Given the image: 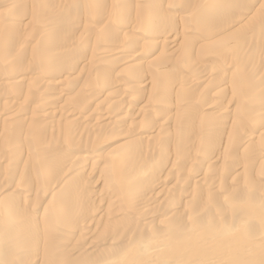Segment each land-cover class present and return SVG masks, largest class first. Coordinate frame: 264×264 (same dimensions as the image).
Returning <instances> with one entry per match:
<instances>
[{
	"label": "rangeland",
	"instance_id": "374dc122",
	"mask_svg": "<svg viewBox=\"0 0 264 264\" xmlns=\"http://www.w3.org/2000/svg\"><path fill=\"white\" fill-rule=\"evenodd\" d=\"M0 198V264H264V0H0Z\"/></svg>",
	"mask_w": 264,
	"mask_h": 264
},
{
	"label": "clouds",
	"instance_id": "9594fccd",
	"mask_svg": "<svg viewBox=\"0 0 264 264\" xmlns=\"http://www.w3.org/2000/svg\"><path fill=\"white\" fill-rule=\"evenodd\" d=\"M245 223L246 222L244 220L239 222L227 221L219 224L215 222H209L207 225V232L213 239L228 240L240 233L243 230ZM159 250L160 249L157 246V241L154 239L141 241L137 245L138 254L145 259H150ZM128 255V252L113 253L105 259L104 264H127Z\"/></svg>",
	"mask_w": 264,
	"mask_h": 264
},
{
	"label": "bare ground",
	"instance_id": "6f19581e",
	"mask_svg": "<svg viewBox=\"0 0 264 264\" xmlns=\"http://www.w3.org/2000/svg\"><path fill=\"white\" fill-rule=\"evenodd\" d=\"M218 3V2H217ZM214 4V3H213ZM216 4V3H215ZM223 5V4H222ZM14 6V5H13ZM226 6V5H225ZM218 7V6H217ZM229 7V6H228ZM224 8V7H223ZM222 9V8H221ZM230 9V8H229ZM110 12H112V11H110ZM239 18V17H238ZM243 18V17H242ZM146 21V20H145ZM142 22V21H141ZM57 23V22H56ZM151 27H152V25H151ZM43 30V29H42ZM154 30V29H153ZM35 31V30H34ZM41 31V30H40ZM46 31V30H45ZM37 31H35V33H36ZM222 34V33H221ZM145 41V40H144ZM139 42V41H138ZM143 43V42H142ZM140 44V43H139ZM144 45H146L147 46V44H144ZM48 54V53H47ZM43 56V55H42ZM50 58V57H49ZM53 61V60H52ZM61 63V62H60ZM100 65V64H99ZM12 78V77H11ZM73 116V115H72ZM249 125V124H248ZM255 125V124H254ZM231 142V141H230ZM236 143V142H235ZM234 143V144H235ZM228 144V143H227ZM232 144V143H231ZM230 149V148H229ZM229 151V150H228ZM144 153V152H143ZM146 154V153H145ZM69 155V153L67 154V156ZM260 155H262V154H260ZM66 156V155H65ZM121 158V157H120ZM136 159V158H135ZM65 160H68V159H65ZM124 163V162H123ZM48 168V167H47ZM135 170V169H134ZM48 172V171H47ZM67 174V173H66ZM139 176V175H138ZM139 178V177H138ZM124 190V189H123ZM131 190V189H130ZM120 192V191H119ZM125 197V196H124ZM0 199H2V198H0ZM17 205V204H16ZM260 206V205H259ZM2 209V211H3V208H1ZM5 209V208H4ZM11 210V209H10ZM120 211V210H119ZM124 215V214H123ZM263 218V217H262ZM254 220V219H253ZM250 221V220H249ZM136 223V222H135ZM172 224V223H171ZM134 225V224H133ZM250 225V224H249ZM117 228V227H116ZM246 228V227H245ZM260 230V229H259ZM262 230V229H261ZM117 231V230H116ZM246 232H247V230H245ZM248 234H249V232H247ZM244 234V233H243ZM246 234V233H245ZM255 234V233H254ZM183 235V234H182ZM252 235V234H251ZM141 237V236H140ZM258 237V236H257ZM147 238V237H146ZM149 239V238H148ZM182 239V238H181ZM254 239V238H253ZM132 240H134V239H132ZM191 240V239H190ZM144 241V240H143ZM65 243V242H64ZM134 243V242H133ZM262 243V242H261ZM67 244V243H66ZM65 244V245H66ZM129 245L128 246H130L131 245V242L130 243H128ZM222 244V243H221ZM220 244V245H221ZM69 246H72V244L70 243V244H68ZM133 245H135V244H133ZM68 246V247H69ZM126 246V245H125ZM65 247H67V245L65 246ZM75 247V246H74ZM74 247H71V249H69V251L70 250H73L74 249ZM131 247V246H130ZM190 248V247H189ZM67 249V248H66ZM127 249H128V247H127ZM65 250V249H64ZM220 250V249H219ZM69 251L67 250H65L64 252H66L64 255H66L67 257H71V255L73 254H71V253H69ZM126 251V250H125ZM72 252H74V251H72ZM113 253V252H112ZM64 257V256H63ZM238 257V256H237ZM104 258V257H103ZM239 258V257H238ZM28 259V258H27ZM72 261V260H71ZM84 261H87V260H84ZM83 260L81 261V262H83V263H85ZM101 262H102V260H100ZM100 261H99V263H100ZM80 262V261H79ZM89 262V261H88ZM193 263V262H192ZM231 263V262H230ZM235 264V263H234Z\"/></svg>",
	"mask_w": 264,
	"mask_h": 264
}]
</instances>
